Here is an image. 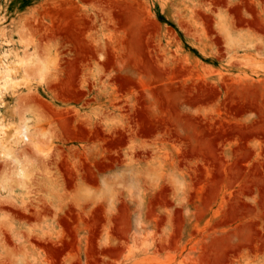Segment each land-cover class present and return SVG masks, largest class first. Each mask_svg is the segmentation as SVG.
Instances as JSON below:
<instances>
[{"label":"rangeland","instance_id":"rangeland-1","mask_svg":"<svg viewBox=\"0 0 264 264\" xmlns=\"http://www.w3.org/2000/svg\"><path fill=\"white\" fill-rule=\"evenodd\" d=\"M0 264H264V0H0Z\"/></svg>","mask_w":264,"mask_h":264},{"label":"bare ground","instance_id":"bare-ground-1","mask_svg":"<svg viewBox=\"0 0 264 264\" xmlns=\"http://www.w3.org/2000/svg\"><path fill=\"white\" fill-rule=\"evenodd\" d=\"M12 77V76H11ZM70 78V77H69ZM7 84V83H6ZM72 95V94H71ZM69 96V95H68Z\"/></svg>","mask_w":264,"mask_h":264}]
</instances>
